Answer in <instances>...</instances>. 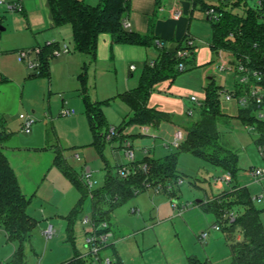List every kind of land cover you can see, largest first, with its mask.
I'll return each instance as SVG.
<instances>
[{
    "label": "rangeland",
    "instance_id": "rangeland-1",
    "mask_svg": "<svg viewBox=\"0 0 264 264\" xmlns=\"http://www.w3.org/2000/svg\"><path fill=\"white\" fill-rule=\"evenodd\" d=\"M85 1L93 5L99 2V0ZM255 2L256 0H247V4L234 9L236 12H242L244 7L254 6ZM43 3L44 9L29 14V18L20 10L10 9L7 2L0 3V80L4 77L14 79L27 77L25 102L28 108H22L17 112V115L20 112L25 114L30 112L35 118L31 133L23 131L20 127L14 131L13 137L25 140L26 136L35 133L38 136L37 140L42 143L41 145H44L40 154L36 155L38 160H34L33 158L36 157H32L27 153L19 155L20 159H25L26 156L31 157L29 161L30 170L26 166L19 168L18 161L14 160L15 158L10 152L7 153L19 172L23 192L28 197L36 193L28 207L29 214L37 220V224L32 229L30 240L24 244L25 264H61L69 260L75 251L81 254L89 252V246L86 245L87 224L83 220L86 216H92L90 192L103 186L108 170L116 171L119 165L128 162L125 151L120 146L121 142L122 145L124 144L121 136L131 138L141 132L139 124H129L115 138H107V140L104 137L101 138L102 142L105 141V146L103 147V153L100 152L92 144L93 133L89 126L86 105L82 99L81 82L78 81L77 77L71 79L68 75H64V72L57 66L53 68L55 72L54 75L51 73L50 78L36 76L34 74L37 69L28 66L30 56L23 61L19 60L18 54L20 51H35V47L32 46L31 48L30 45H37L36 48H42L46 45L48 38H56L61 43L54 40V44L57 43L59 46L67 44L69 54L76 52L75 54L81 56L84 62H88V69H90V57L76 51L74 48L71 25L47 26L50 17L46 13L45 0ZM203 4L218 6L220 0H197L191 20V29L194 33L199 34L195 33L197 36H191L195 46L199 47L207 45L213 40V24L211 20L204 16L201 8ZM43 23H46L45 26L35 27ZM32 56L36 57L37 54L34 52V54H31V58ZM58 56L54 55L52 59L54 60ZM222 59L231 60L233 57L223 50L221 55H214L209 62L179 73L174 81V85L178 89L177 94L183 98L197 96L198 99L203 100L212 79L216 85L230 87L235 81V74L219 70L218 65ZM140 70L141 65L138 70L134 71L136 77L139 75ZM79 71V73L83 72L84 68ZM112 75H114L113 77L119 76V85H121L122 68H119L118 72L112 71ZM102 77L98 76L94 78V81L91 77L89 80L87 94L93 102L96 101L97 95L100 97L99 101L113 95L108 92V85H105V89H103L102 83L98 84L97 81L100 82ZM95 79L97 80L95 81ZM95 82L96 86H94ZM8 84H11V82ZM2 85L0 81V89ZM22 87H20L21 90ZM220 108L231 116L228 121H221L218 127L222 134V141L239 155L240 170L237 177L234 178L232 183H224L223 187H219L218 179L227 173L226 170L195 156L191 152H182L178 163V170L183 176L178 185L180 188L179 197L172 199L164 192L150 187L119 205L112 215L111 220L114 230L116 232L121 231L122 234L131 232L133 235L130 238L137 236L141 247L140 252L139 246L136 247L135 239L129 241L131 250L124 254L123 264L131 261L133 253H140L145 258L154 254L156 262H159L158 264H162L161 261L166 262L162 247L152 246V243H150L152 240L153 243L155 242V233L162 239L163 248L167 251L166 255L168 257H171L169 254L173 248L182 250L180 238L183 242L188 239L189 243L184 244L193 251H200V248H205L209 239L213 238L210 249L214 252L213 258L216 259L217 264H232L226 239L220 229L214 226L216 222L214 215L205 213L196 203L198 199L204 198L206 194L215 196L224 191H229L231 185L235 183L248 188L255 206L262 211L261 219L264 224V178L260 180L246 174V170L251 167L264 166V160L257 146L258 134L256 131L248 129L238 117L239 107L237 102L226 100L221 94ZM63 109L74 110V113L65 115L62 113ZM103 111L106 117L104 132L107 128H115L118 132L122 128L121 126L125 125L123 122L127 121L131 115L129 106L119 97H115L109 104H104ZM185 117L189 119L188 123H191L198 120L200 115L197 110L193 114H189L187 109ZM146 138L149 139V137ZM131 140L133 141V139ZM145 141L149 140H143L144 143ZM169 142H163L160 138L157 139L155 155L160 157L168 152L175 151L176 149L172 145L167 146V149L164 148L163 144ZM58 147L61 148L67 164L72 167L80 178L84 177L87 170L91 173L90 181L92 185H88L89 191L84 196L81 205L78 206L79 209L74 214L71 222L68 214L77 205L81 198V192L63 171L54 164L55 149ZM133 147L135 155L141 159L142 155L140 156L141 153L137 143ZM33 164H35L34 169L32 168ZM26 170L29 171L26 172ZM84 182L89 184L87 178ZM133 208L136 209L135 212L132 211ZM236 209L235 207L232 210L234 216L238 213ZM178 220H181L184 224L189 223L190 228L185 229V231L188 230L190 233L187 232L183 235L182 233L185 231L178 232ZM192 220L194 228L191 227ZM49 224H52L54 228L52 236L46 234ZM134 231H136L135 235ZM204 231L209 232L207 239L199 237ZM240 233V231L237 232L236 236L238 237ZM71 234L74 236L73 239ZM143 237L148 241L142 246ZM185 237H187L186 240H184ZM113 240L111 238L110 243ZM123 244L129 245L125 242ZM18 247L19 242L11 240L8 234L0 229V264H10ZM118 248L120 249V246ZM102 252L111 258L117 257L110 245L104 248ZM159 252L160 255H158ZM177 253L179 257L182 256V252L177 251ZM139 258L140 256L137 259ZM210 259L213 261L211 257ZM116 264H122V262L119 261ZM209 264L211 263L209 262Z\"/></svg>",
    "mask_w": 264,
    "mask_h": 264
},
{
    "label": "trees",
    "instance_id": "trees-1",
    "mask_svg": "<svg viewBox=\"0 0 264 264\" xmlns=\"http://www.w3.org/2000/svg\"><path fill=\"white\" fill-rule=\"evenodd\" d=\"M54 21V26L70 24L73 32L74 48L76 51L88 55L91 61L97 59V46L100 34H111L114 43L151 46L157 45L156 37L151 29L147 33H140L124 26L126 14L131 9V0H99L98 4H90L85 0H47ZM197 2V0H195ZM247 4V0H220L219 9L223 15L218 21H212L213 40L211 50L218 56L220 50L236 54H249L257 63H264V21L261 20V11L249 6L242 12H236L235 7ZM209 5L203 4L205 10ZM187 34L175 50H168L162 45L158 46L157 58L144 63L137 87L119 93L117 96L93 102L88 92V63L84 71L79 74L82 86V97L86 105V114L90 129L93 133V142L100 152L103 151L110 128L104 132L106 117L103 105L109 104L115 97H119L131 109L129 119L121 126V131L129 124L158 125L162 120L172 119V115L148 107L151 93L157 83L170 79L175 81L177 75L188 69L197 67L196 51L182 58L178 50L186 48ZM59 44H49L41 48L38 53L39 68L36 76L50 78V62L54 51ZM184 62L186 68L179 70L178 65ZM223 86L216 85L212 80L206 89L203 105L200 108V118L187 125V136L183 143L162 157L150 156L135 162V171L128 177L119 175L118 170H108L102 187L90 192L92 200V216L95 222L109 221L111 213L116 207L125 203L133 196L150 187L166 193L175 198L179 193V182L182 174L178 170L179 157L182 152H191L205 161L222 167L232 174V182L240 170L239 155L229 145L222 141L219 130L221 121H228L231 117L220 108V96ZM238 117L244 122H254V118L243 110H239ZM263 125H259L262 127ZM263 128V127H262ZM2 135V134H1ZM116 137V136H115ZM114 137V138H115ZM123 141L128 137H122ZM131 137L130 139H132ZM113 139V138H112ZM124 143V142H123ZM54 164L57 165L69 180L81 192L77 205L70 211L68 218L71 222L78 211L84 196L88 193V185L70 167L61 148L55 149ZM103 153V152H102ZM144 165L147 166L144 169ZM119 167V166H118ZM117 167V168H118ZM231 182V183H232ZM139 189V193L135 191ZM33 197L23 193L17 175L0 145V225L7 231L11 240L19 242V247L12 256L10 264H25L24 244L30 240L33 227L37 220L33 218L28 207ZM205 212L216 215V224H221V230L230 241L232 264H264V224L261 219L262 211L255 204L252 195L246 186L233 184L229 191L216 196H207L196 203ZM237 208L234 220L227 222L228 214ZM71 229V227H69ZM241 232L242 238L237 239L236 233ZM73 239V235L71 234ZM193 264H200L191 259ZM61 264H93L90 256H83L75 251L74 255Z\"/></svg>",
    "mask_w": 264,
    "mask_h": 264
},
{
    "label": "crops",
    "instance_id": "crops-1",
    "mask_svg": "<svg viewBox=\"0 0 264 264\" xmlns=\"http://www.w3.org/2000/svg\"><path fill=\"white\" fill-rule=\"evenodd\" d=\"M8 2H20L23 5L22 12H24L28 18H29V14H34L35 11H38L39 9L42 8L44 9V3H43L44 0H9ZM196 4L197 2H195V0H131V9L126 14L125 19H127L131 23L130 26L131 30L140 33H147L152 26V33L156 37V39H161L162 42H164V47L167 48L168 50H175L178 46V43L187 34L192 36H197V34H199L197 32H195L197 33L195 34L191 29V20L194 14ZM45 5H46V13L50 17V22H47L48 24L47 26L51 27L54 25V21L47 0H45ZM202 12L204 13L205 16V10L202 9ZM45 24L46 23H43L42 25L39 24L38 26L35 27L41 28L42 26H45ZM50 40H55L57 42H60L56 38H48L46 43ZM211 42L201 47L197 46L196 49L197 65L207 63L214 57V53L212 52L210 47ZM30 46L31 48L32 46L36 48L37 45H30ZM75 53L76 52H74L73 54H69V52H67L65 54H61L60 56H58V58H55L54 60L51 59L50 77H51V73H53L54 75L55 69L53 68L57 66L62 72H64V75L65 74L68 75V77H70L71 79L77 77L78 81H80L79 70L83 69L85 64L88 62H84L83 58ZM158 55H159V49L158 46L155 44L151 46H144V45L114 43L111 34L102 33L100 34L98 39L97 55H96L97 59L96 61H91L90 59L89 62L90 69H88V75H89L88 83L91 77L94 81V78H97L98 76H103L100 82L97 81L98 84L102 83L103 89H105L104 88L105 85H108L109 86L108 92L110 94H113L112 97H114L115 94L118 95L119 93L137 87L139 84L140 75L142 73L144 63L147 60H152L157 58ZM218 55H221V52H219ZM32 58L35 57L32 56ZM133 65L135 67L131 68ZM140 65H141V70L139 75L136 77L134 71L138 70ZM119 68H122V76H120V80H122L121 85H119V76L117 77L116 75V77H113L114 75H112V71L118 72ZM96 80L97 79H95V81ZM0 81L3 84L0 89V145L2 146L3 151L5 152L10 164L12 165L19 180V183L21 185L19 172L17 171L15 165H13L7 153L10 152V154L14 156L15 158L14 160L18 161V163L20 164L19 168H24V166H26V168L30 170L31 167L29 161L31 157L26 156V158L24 157L25 159L23 158L20 159L19 155L23 153H27L29 155H32V157H36L33 158L34 160L35 159L38 160L36 155L40 154V151L43 150L44 145H41L42 143H40V141L37 140L38 136H36L35 133L33 135L26 136L25 140H22L18 137L17 138L13 137L14 131L22 127V119L20 118V114H25L24 112H20V114L17 115V112H19L22 108H28L26 107L27 103L25 102V88L28 84L27 77L24 76L23 79L4 77ZM9 82H11V84H8ZM21 86H23L22 90L20 89ZM94 86H96V82ZM3 89L5 90L3 91ZM177 92H178L177 87L174 85V82L171 81L170 79L161 81L156 84L155 90L151 93V96L149 98L148 107L154 108L156 110L165 113H169L173 117L170 120H162L158 125L139 124L141 126V132L140 134H137L132 138L133 145L137 143V147L141 153L140 154L138 152V154H140V156L142 155L141 159H139L138 156L136 155V161L142 160L146 156L159 158L158 156L155 155V152L157 151V139L160 138L162 139L163 142L171 141L174 138V134L178 128H183L187 135V130L185 128V125L189 121V119L186 118L187 115L185 117V112L187 109L188 111L190 109H193V113L195 110H197L200 115V108L196 106L195 102L191 101V97L183 98L179 96ZM99 98L100 97L97 95L96 101H99ZM129 110L131 113L130 107ZM33 112H35V110H33ZM28 114L32 115V113L30 112ZM142 127L147 129L146 133L142 131ZM146 137H149V139H147ZM145 139L149 141H145L144 143L143 140ZM123 145L121 142L120 144L121 148H123ZM163 145L164 148L167 149L169 143H164ZM34 166L35 164H33L32 167L33 169ZM29 170H26V172ZM217 183H219L218 184L219 187L224 186V183H220L219 181ZM35 194L36 193H34L33 196ZM164 194L167 195L166 193ZM179 194H180V188L177 197H179ZM207 196L210 195L206 194L204 198H207ZM174 199H176V197ZM202 199L203 198L198 199L197 203H199ZM196 205L199 206L198 204ZM116 208L111 213V218ZM205 213H209V212H205ZM211 214L214 215L216 219V215L213 213ZM111 218H110V227L113 230L112 238L114 240L110 244V246L117 254L116 257L117 263L120 261L123 264L124 254L130 252L131 250L130 249L131 244L129 241H134L133 239H135L137 243L136 247L139 246L140 252H141V247L140 244L138 243L139 241L137 239V236L130 238L133 235L131 232H128L126 234L124 233L122 234L121 231L116 232L112 226ZM177 223H179L177 227L178 232L185 231V229L190 228L188 226L189 223L184 224L181 220H178ZM191 224H192L191 227H193L194 224L193 220L191 221ZM50 225L52 224H49V226ZM88 228L89 225L87 224L86 232H88ZM0 229H3L7 233V231L1 225H0ZM220 231L224 235V238L226 239V242L228 244L230 250V259H231L230 241L221 229ZM135 232L136 231H134V235ZM187 232L190 233L187 230L182 234L184 235ZM155 235H156L155 242L153 243L152 240V242L150 243H152V246L156 245L162 247L161 248L162 252L166 258V262L161 261L162 264H193L191 259L197 260L200 264H209V262L211 264H217L216 259L213 258L214 252L212 251V249H210L212 247L213 238L209 239L206 246L207 248L206 247L200 248V251H193V249H188L186 247V244L189 243L188 239L186 240L187 237H185V239L183 238L184 240H186L185 242H183L182 238H180L181 241L180 247H182V250L180 248L178 249L173 248L169 254L171 257H168L166 255L167 251H165V249L163 248L162 239H160L157 233H155ZM199 237H202V239H207L209 237V232L207 236L203 237L201 234ZM241 238H242V234L240 233L237 239H241ZM147 241L146 238L143 237L141 243L142 246ZM123 242H125V244L129 243V245H124ZM118 246H120V249L118 248ZM177 251L182 252L181 257L178 256ZM158 255H160V252ZM139 256L140 258L137 259ZM210 257L213 259V261L210 259ZM158 263L159 262H156V257L154 254L150 255V257L145 258V256L140 253L139 254L133 253L131 255V261L127 262V264H158Z\"/></svg>",
    "mask_w": 264,
    "mask_h": 264
},
{
    "label": "built area",
    "instance_id": "built-area-1",
    "mask_svg": "<svg viewBox=\"0 0 264 264\" xmlns=\"http://www.w3.org/2000/svg\"><path fill=\"white\" fill-rule=\"evenodd\" d=\"M10 9H17L22 11L23 5L20 2H8L6 0H0V3H6ZM259 11H261V20L264 21V0H256L255 5L251 6ZM179 13V12H176ZM223 15V11L219 9L216 5H209L205 9V16L211 21H218L220 17ZM124 26L130 28L131 23L125 19ZM156 44L161 46V40L156 39ZM47 45L54 44L53 41H48ZM195 46L194 40L190 35L186 40V48H181L178 50V55L182 58H186L191 54L190 47ZM189 47V48H188ZM197 48L194 47L196 51ZM41 51V48H35L33 50H22L19 52L18 57L21 61L25 60L29 57L28 66L30 68H39V59L38 53ZM69 47L67 44H64L57 48L54 51V55L58 56L62 53L68 52ZM223 51L220 50V52ZM37 54L35 58H31V54ZM232 55L233 59L225 60L222 59L219 63L218 67L221 71L232 72L235 74V81L230 87L223 86L222 95L226 100H233L237 102L239 110H243L248 112L253 118L254 122L245 123L248 129L256 131L258 134L257 146L260 151V154L264 160V63H257V61L251 57L249 54H236L232 52H228ZM133 65L131 68H134ZM179 70H184L186 68L185 63L182 61L178 65ZM191 101L195 102L198 108H201L203 105V100L198 99L197 96H191ZM65 115H70L74 113V110L71 109H63L62 111ZM189 114H193V109L189 110ZM20 118L22 119V129L25 132H31L32 126L35 123V118L31 114H20ZM263 125L259 127V125ZM143 132H147L146 128L142 127ZM118 132H116L115 128H110L109 133L107 135L108 139L114 138ZM186 132L183 128H178L174 134V138L169 142V145H172L175 148H178L186 138ZM123 149L125 151V157L128 160L127 163L119 165L117 168L119 175L122 177H128L133 174L135 171V162L136 155L133 147V141L128 138L124 141ZM144 169L147 168L146 165L143 166ZM246 173L254 177L256 179L264 178V166L251 167L246 170ZM87 178L89 184L92 185L91 173L87 170L84 174L83 180L85 181ZM220 183H228L232 182V174L230 171L220 177L218 179ZM139 189L135 192L139 193ZM176 205V204H175ZM133 212L136 209H132ZM228 221L222 222V224H226L229 221L234 220L235 216L233 213L228 214ZM85 224L89 225L88 235L86 236V245L89 246V252L86 254H82L83 256H90L93 264H116L117 258H111L110 256H106L103 254V249L107 248L111 243L110 240L113 236V230L110 227L109 221H101L99 223L95 222L93 216H86L83 220ZM218 229L221 228V224L215 225ZM54 233V228L52 225L46 231L48 236H52ZM208 235V231L202 233V236L205 237Z\"/></svg>",
    "mask_w": 264,
    "mask_h": 264
}]
</instances>
